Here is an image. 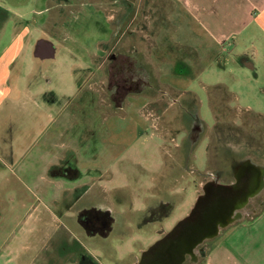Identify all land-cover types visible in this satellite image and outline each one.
<instances>
[{
    "label": "rangeland",
    "instance_id": "obj_1",
    "mask_svg": "<svg viewBox=\"0 0 264 264\" xmlns=\"http://www.w3.org/2000/svg\"><path fill=\"white\" fill-rule=\"evenodd\" d=\"M70 1L64 5V0H0V12L9 17L5 25L8 32L16 20L21 28L33 30V41L44 35L60 47L63 42L79 51L78 55L47 60L29 54L24 63L26 78H41L43 89H51L63 99L73 97L74 104L89 90L95 94V108L103 109L102 113L94 111L93 129L88 131L91 138L95 137L96 156L80 153L78 179L59 180L54 188L48 180H25L22 176L0 179V264H138L144 251L191 212L212 176H219L220 171L224 182L232 181L239 160L248 157L257 163L264 161L253 149L255 142L264 141V115L258 114H264V74L256 78L258 98L246 91L235 98L216 83L233 81V89L247 90L254 79L250 68L209 55L199 65L192 62L195 68L187 72L183 63L187 45L201 48L195 36H189L188 25L201 30L206 44L214 41L188 12L185 0H142L136 18L135 6L131 7L121 45L129 54L130 63L123 65L128 81L119 92L116 84H108L106 70L104 76L103 70L90 67L92 56L81 46L85 43L102 49L100 42L120 28L110 22L114 4L111 0H79L75 7L79 12L72 15ZM52 2L63 3L65 15H60L58 5L47 13ZM253 30L251 25L245 34L250 32L252 37ZM71 34L77 42L64 40ZM188 58L190 62V55ZM76 62L81 82L90 77L84 86L86 92L72 80L69 65ZM204 67L207 71L201 77ZM230 72L242 83L237 84ZM140 75L144 83L132 85L130 79ZM130 84L133 89L128 91ZM118 95L125 98L121 105L113 100ZM248 105L254 111L247 109ZM233 107L244 111L238 113ZM191 111H196V116L191 117ZM195 118L203 131L193 132ZM81 131L87 134L83 127ZM83 184H88L89 193L80 199V203L84 200L82 207H104L87 213L94 222L86 231L91 236L95 232L90 239L73 227L79 214L77 204L73 207L77 213L61 212L60 208L59 220L51 219L49 210L59 206L55 202L59 198L49 190L57 188L60 195L62 188H82ZM65 200L69 202L62 205L63 209L72 203L70 197ZM108 208L112 210L106 211ZM263 209L264 191L238 210V218L220 228L223 236L235 222L252 220ZM78 240L86 247H80ZM213 240H204L182 264H202L217 241ZM85 252L87 259L83 258Z\"/></svg>",
    "mask_w": 264,
    "mask_h": 264
},
{
    "label": "crops",
    "instance_id": "obj_2",
    "mask_svg": "<svg viewBox=\"0 0 264 264\" xmlns=\"http://www.w3.org/2000/svg\"><path fill=\"white\" fill-rule=\"evenodd\" d=\"M185 3L189 5L188 12L214 41V44H206L201 30L197 32L188 25L189 36H195L201 48L194 44L187 45L185 52L188 54L185 53L184 56L187 59L183 61L187 71L191 67L195 68V64L199 65L209 55L223 57L233 61L236 66L253 70L254 79L252 77L248 83L247 90L233 89V81L220 80L216 85L224 87L231 97L238 98L242 91H246L258 98L256 81L264 74V0H185ZM55 4L52 2V6ZM3 12H0V179L22 176L33 181L48 180L53 182L51 188H54L59 180L78 179L79 167L76 166L81 161L80 153L85 152L84 157L96 156L95 137L91 138L88 131L93 129L94 111L101 110L102 113L103 109H96L94 95L89 90L85 91L84 86L90 77L86 82H81L83 78L80 77L78 62L70 63V73L72 80L86 93L81 94L80 101L75 104L73 97L63 99L51 89H43L41 78H26L24 63L30 55L47 60L63 58L69 54L78 55L79 51L74 45L63 42H60V47L56 40L44 35L33 41V30L27 26L21 28L20 22L16 20L8 32L5 25L9 17ZM251 25L254 27L252 37L249 36L250 32L245 34ZM68 36H64L65 41L72 38L73 42H77L72 34ZM81 46L88 56L100 52V49L91 48V44L82 43ZM90 67L93 69L92 65ZM206 68H203L199 76L203 77ZM230 76L237 84L242 83L232 72ZM262 90L264 92V86ZM233 108L238 113L244 111ZM248 108L252 110L253 106L248 105ZM258 114L264 115L262 111ZM82 127L87 134L81 133ZM253 149L258 151V158L264 159V141L255 142ZM240 162L239 160L237 164ZM231 164H235L233 160ZM94 178L92 176V180ZM86 185L89 187L88 184H83L82 188H62L60 195L57 188L55 191L49 190V194L59 198L55 200L58 208H49L52 215L50 218L59 220L60 208L61 212L77 213V210L73 211L74 202L76 204L80 196L84 197L89 193ZM212 190L215 191L213 188ZM66 197H70L72 203L66 205L69 206L67 209H63L62 205L69 202L65 200ZM197 205L196 203V209ZM195 207L177 225L182 220L186 221ZM177 225L171 232L179 226ZM229 228L225 236L220 229L213 236L217 241L202 264H264V209L254 219L235 222Z\"/></svg>",
    "mask_w": 264,
    "mask_h": 264
},
{
    "label": "flooded vegetation",
    "instance_id": "obj_3",
    "mask_svg": "<svg viewBox=\"0 0 264 264\" xmlns=\"http://www.w3.org/2000/svg\"><path fill=\"white\" fill-rule=\"evenodd\" d=\"M64 1H65L64 5H68L67 2H69L70 0H64ZM71 1H70V5H72V7L70 8L69 12H71L72 15H74L77 12H79L75 10L77 3L78 2L81 3V2L79 0H71ZM85 1H98V0H85ZM111 3L114 4V6H111L113 7V13L110 12L111 13L110 22H112L113 24L116 23V26L118 27L120 26V28H116L115 34L113 33V35L109 37L107 40L100 42V47L102 49H100V52H98L97 54H94L91 57V65H95L98 70L100 69L103 70L104 76H106L105 74V70H106L108 72V84L109 85H111V83L116 84L115 89L116 91L119 92L125 83L124 81H128L127 76L124 77L125 75L124 73L126 72V70L123 68V65L124 64L127 65L128 63H130L129 62L130 60L128 58L129 54L126 53L125 50L121 48L122 47L121 45L124 43V38L126 35V29H127L126 28L127 26L126 17L129 14L131 15V7L134 5L135 14L133 16L134 18H136L140 10V5L142 4V0H111ZM57 5L60 9L59 10L60 15L64 14L63 13L64 12L63 3H60V2H57L54 6H51V4L48 5L47 13L51 14L52 9L57 7ZM128 5H130V8L127 7ZM136 56L137 58H140V56L137 53H136ZM112 67H113V70H112ZM94 82H97V84H101L99 80L94 79ZM130 82H132L131 83L132 85L135 84L136 86H140L141 83H144V77L142 75L138 76L137 78L133 77L130 79ZM131 84H130L128 91H131L133 89V86ZM109 85L107 87L108 94L111 91V87ZM124 99H125L124 97H122L121 95H118L113 100L117 105H121ZM196 114H197L196 111L190 112L191 117L196 116ZM202 128H203L202 123H200L195 118L192 123L193 132L196 130L197 131L199 130V132H201L203 131ZM240 161L241 162L237 164V167H236V175H235L234 180L224 182L222 180V174L220 173V171L218 172L219 176L217 175V177H213V176L211 177L212 181L211 180L208 181L207 190L205 191V193L203 191L201 192V195H200L201 198L197 205L196 213L206 212V206H208L210 210L214 205H216L215 202L219 201L221 195L226 196V197L227 196L228 197L237 196L228 214L218 223V224L220 223L226 224L229 220L233 221L235 220V218L239 217L240 214L238 213V210L245 207L249 203L251 198L257 197L258 195L263 193L264 191V163L263 162L257 163L248 157ZM219 182L221 183L219 184ZM212 188L215 189V191H213ZM216 192H218V194L214 195ZM81 198L83 197L80 196L76 203L77 209H79L78 210L79 214L77 216V221L73 222L74 223L73 227L77 229L80 228V230L83 232L85 237L87 239H90V237H92L95 232L93 233L91 232L92 233V236H91L89 234L87 235L86 231L87 229H90V226H92L94 222L89 220L91 217L90 215H87V213L93 214L94 209L96 207H98V209L99 208L103 209L104 207L103 205L101 207L100 206L82 207L83 205L82 203L84 202V200H82V202L80 203ZM111 210H112L111 208H108L106 211H111ZM196 213H195V216L197 215ZM106 215L109 218H112V215L110 213H107ZM90 223L91 225L89 226ZM181 223H184V221L183 222L181 221L178 225H180ZM192 223L193 221L190 222V224ZM108 224H111V221H109ZM186 225L188 226V224ZM186 225L183 227V230H185L186 232L187 231L190 232V229L188 230V227ZM183 236L184 234L182 235V237ZM78 241H79L80 247L81 246L83 248L86 247V244H84L83 240H78ZM201 244L202 243H200L199 245L201 246ZM158 247H160L161 249L160 251L157 252L156 249ZM173 247H174L173 244H171V232H169L168 234L163 236L155 245H153V247L143 252L142 257L140 261L138 262V264H159V262L161 264H175V261H174L175 253H173ZM82 254H83V258L85 259L88 258L86 257L88 252H85V254L84 253ZM196 254L198 255V253ZM187 255H190V256L194 255V251L192 253H187L186 255H184L185 256L184 260H186ZM181 256L182 254H179V253L177 254V258H180Z\"/></svg>",
    "mask_w": 264,
    "mask_h": 264
},
{
    "label": "water",
    "instance_id": "obj_4",
    "mask_svg": "<svg viewBox=\"0 0 264 264\" xmlns=\"http://www.w3.org/2000/svg\"><path fill=\"white\" fill-rule=\"evenodd\" d=\"M206 190L207 186L205 188V191ZM217 194L218 192H216L214 195ZM236 197L237 196L226 197L221 195L219 201L215 202L216 205H214L210 210L208 206H206V212L196 213V216L195 207L192 214L186 219V221L181 223L171 232V244L174 246L173 253H175V264L182 263L184 261V255L187 253H192L200 243L208 238L213 237L219 231L220 226H223L225 223H218L228 214ZM200 198L201 197L198 198L197 204L199 203ZM191 221H193L192 224H190ZM186 224H188V226ZM185 225L188 227V230L190 229V232L187 231L189 233L183 230ZM183 234L185 237H182ZM160 249L161 248L158 247L156 251L158 252ZM178 253L182 254L180 258H177ZM159 264L161 263L159 262Z\"/></svg>",
    "mask_w": 264,
    "mask_h": 264
},
{
    "label": "trees",
    "instance_id": "obj_5",
    "mask_svg": "<svg viewBox=\"0 0 264 264\" xmlns=\"http://www.w3.org/2000/svg\"><path fill=\"white\" fill-rule=\"evenodd\" d=\"M184 68L186 69V66L184 65ZM186 71V70H185ZM188 72V71H187Z\"/></svg>",
    "mask_w": 264,
    "mask_h": 264
}]
</instances>
